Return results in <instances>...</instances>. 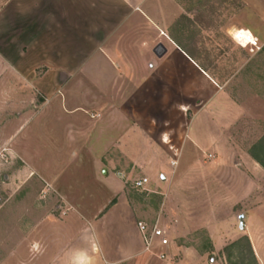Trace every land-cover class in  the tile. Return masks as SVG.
Masks as SVG:
<instances>
[{"label":"rangeland","instance_id":"1","mask_svg":"<svg viewBox=\"0 0 264 264\" xmlns=\"http://www.w3.org/2000/svg\"><path fill=\"white\" fill-rule=\"evenodd\" d=\"M6 1L0 0V9ZM141 1L156 25L216 77L238 117L230 126H218V148L190 147L173 156L171 168L162 151L149 147L140 151L141 165L102 166L110 177L105 181L101 168H80L78 160L51 143L42 147L41 137L50 142L52 135L50 116L43 119L47 134L39 128L42 115L34 118L47 106L40 94L28 89L21 120L29 126L23 136L16 133L20 110H8L1 98L0 264H52L53 255L83 237L87 221L100 219L118 202L135 222L157 223L174 258L163 262L156 249L114 264H254L238 234V216L246 210L251 230L264 242V168L249 154L264 138V39L254 53L233 41L232 33L249 19L240 0ZM35 72L37 77L39 68ZM57 109L53 102L48 111L57 118ZM154 158L163 164L154 165ZM141 178L149 186L137 189L134 183ZM115 182L123 183L124 196L109 191ZM258 250L264 256V249Z\"/></svg>","mask_w":264,"mask_h":264},{"label":"crops","instance_id":"2","mask_svg":"<svg viewBox=\"0 0 264 264\" xmlns=\"http://www.w3.org/2000/svg\"><path fill=\"white\" fill-rule=\"evenodd\" d=\"M240 2L249 19L235 31H249L259 42L264 0ZM146 9L141 0H8L0 9V100L8 102V110H20L21 120L28 89L40 94L47 106L34 118L42 115L39 128L47 134L43 119L50 116L52 135L50 142L41 137L42 147L51 143L80 168H101L105 181L110 177L102 166L141 165L140 151L149 147L171 162L190 147L218 148V126H230L238 117L216 77ZM159 44L165 49L160 58L154 54ZM53 102L57 118L48 111ZM28 126L21 120L16 133L23 136ZM151 163L163 164L156 158ZM109 191L125 195L123 183L115 182ZM127 212L118 202L100 219L87 221L83 237L53 255L52 264H114L151 255ZM243 213L248 230L239 236L247 237L255 252L264 249ZM170 248L163 262L174 258ZM256 256L264 264L259 250Z\"/></svg>","mask_w":264,"mask_h":264},{"label":"built area","instance_id":"3","mask_svg":"<svg viewBox=\"0 0 264 264\" xmlns=\"http://www.w3.org/2000/svg\"><path fill=\"white\" fill-rule=\"evenodd\" d=\"M240 31L241 30H239L238 32ZM248 32L249 31H247V33ZM252 38H253L252 39L253 41L247 47L250 48L251 52L260 51L261 48L258 45L257 38L253 36ZM232 39L234 42L239 44V41H238L239 37H235L234 35H232ZM175 165H176V162L172 161L171 166L174 167ZM147 183H148V180L146 178H141V179H138L134 183V186L137 189H144ZM136 226L142 237L145 251L153 253L154 250L158 249L159 252L157 254V258L161 261L167 260L169 257L167 253V249L170 246V242L168 241L165 231L160 226H158L157 223L147 224L145 222L139 221L136 223Z\"/></svg>","mask_w":264,"mask_h":264},{"label":"trees","instance_id":"4","mask_svg":"<svg viewBox=\"0 0 264 264\" xmlns=\"http://www.w3.org/2000/svg\"><path fill=\"white\" fill-rule=\"evenodd\" d=\"M249 154L262 168H264V138L252 147ZM261 156H262V159H261ZM243 240L245 241V243L247 244V246L249 248V251H250V254H251V257H252L254 264H258L256 259H255V256L253 255V252H252L248 238L243 237Z\"/></svg>","mask_w":264,"mask_h":264},{"label":"water","instance_id":"5","mask_svg":"<svg viewBox=\"0 0 264 264\" xmlns=\"http://www.w3.org/2000/svg\"><path fill=\"white\" fill-rule=\"evenodd\" d=\"M154 54L160 58L162 57L164 54H165V49L163 48L162 45H158L154 51ZM162 180H163V177H162ZM244 218H245V215L244 214H241L238 216V229L240 231H243L244 230Z\"/></svg>","mask_w":264,"mask_h":264},{"label":"bare ground","instance_id":"6","mask_svg":"<svg viewBox=\"0 0 264 264\" xmlns=\"http://www.w3.org/2000/svg\"><path fill=\"white\" fill-rule=\"evenodd\" d=\"M238 31H235L234 33H232V35H234L235 37H239V32ZM241 31H244L247 35H251L249 32L247 33L246 30H241ZM238 41H239L238 45L240 47L244 48V47H247L248 45H250L253 40H247V39H244L242 37H239Z\"/></svg>","mask_w":264,"mask_h":264},{"label":"clouds","instance_id":"7","mask_svg":"<svg viewBox=\"0 0 264 264\" xmlns=\"http://www.w3.org/2000/svg\"><path fill=\"white\" fill-rule=\"evenodd\" d=\"M239 37H242V38L247 39V40L253 39L251 35H247L244 31L239 32Z\"/></svg>","mask_w":264,"mask_h":264}]
</instances>
